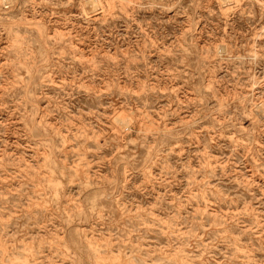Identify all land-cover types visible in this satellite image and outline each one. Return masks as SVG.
I'll list each match as a JSON object with an SVG mask.
<instances>
[{"label": "rangeland", "instance_id": "rangeland-1", "mask_svg": "<svg viewBox=\"0 0 264 264\" xmlns=\"http://www.w3.org/2000/svg\"><path fill=\"white\" fill-rule=\"evenodd\" d=\"M0 264H264V0H0Z\"/></svg>", "mask_w": 264, "mask_h": 264}]
</instances>
